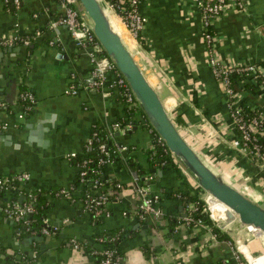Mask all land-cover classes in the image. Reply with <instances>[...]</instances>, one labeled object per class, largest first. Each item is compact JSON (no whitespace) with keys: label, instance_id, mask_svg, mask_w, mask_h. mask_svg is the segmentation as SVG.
<instances>
[{"label":"crops","instance_id":"0c3cea01","mask_svg":"<svg viewBox=\"0 0 264 264\" xmlns=\"http://www.w3.org/2000/svg\"><path fill=\"white\" fill-rule=\"evenodd\" d=\"M241 1L243 9L228 4L213 20L214 52L226 63L261 62L264 0ZM137 8L144 17L137 38L115 13L109 17L120 25L124 45L178 131L200 156L220 163L238 189L255 192L256 201L264 200V170L235 146L236 130L207 63L193 0H140ZM62 12L60 0H19L17 6L0 0V37L28 38L26 45L0 44V176L28 173L26 181L16 182L13 192L11 187L0 190V206L25 204L26 194L40 188L48 201L47 226L54 227L43 234L30 223V215L15 219L0 209V264H96L92 247H103L94 239L98 231H106L121 252L120 264H236L233 242L238 238L245 242V250L238 254L247 264L245 255L252 259L253 249L261 251L256 258L264 262V236L236 217L224 221L223 228L217 226L229 240L214 237L208 225L183 223L193 204L177 193L193 186L190 179L185 173L177 174L171 164L151 165L146 152L150 131L129 119L125 122L130 127L124 124L106 136L115 145L116 155L101 171V189L112 198L103 204L98 224L89 220L80 199L51 194L75 185L78 168L67 154L80 152L92 131L109 130L124 106L109 87L113 79L109 73L102 86H90L87 51L77 45L65 25H52ZM20 83L33 95L29 111L17 100ZM71 83L75 92L65 93ZM252 84L249 76L232 78L239 98L264 113V95ZM136 184L156 197L159 216L135 217ZM212 206L226 208L218 201ZM39 233L42 246L31 237ZM70 236L79 240V249L70 248Z\"/></svg>","mask_w":264,"mask_h":264},{"label":"built area","instance_id":"2783aa9c","mask_svg":"<svg viewBox=\"0 0 264 264\" xmlns=\"http://www.w3.org/2000/svg\"><path fill=\"white\" fill-rule=\"evenodd\" d=\"M9 1H11L13 6H17L19 4V0ZM139 1L140 0H116L115 2H112L110 0H100L108 16L115 13L128 29L130 35L133 38H137L139 36V31L141 30L144 23V17L139 13L137 8ZM193 3L198 10L201 19V35L205 42L208 66L210 67L212 75L221 87L225 96V103L227 105L230 123L239 133V139L238 142L236 139L235 146L238 151L243 154L250 153L251 157L255 159L254 163L259 168L264 170V148L256 142V133L259 135H264V121H262L264 118V113L260 111L257 115H253L249 118H246L242 115L241 103L243 101L241 98H239V93L234 90L232 80L229 77L230 74L249 76V80L257 84L260 93L264 95V59L261 62H224L215 55L213 47L215 36L210 29L213 20L225 12L228 4H231L236 10H241L243 9V3L241 0H193ZM60 4L63 9L62 15H60L56 20H53L52 25H65L77 45L83 47L87 51L89 59L92 63V79L89 82L90 86L94 88L102 86V84L106 81L107 73L112 71L115 73V75L113 76V79L110 80L109 87L113 88L119 97H122L123 104L126 105V107H135L137 103L132 92L130 91L124 78L115 69L110 59L105 53L102 52L103 50L94 37L88 20L82 17L77 11L73 5V0H60ZM14 43L26 45L28 43V38L18 35L0 37V44L12 45ZM75 90V85L71 83L64 89V92L73 93ZM22 96L26 97L30 103L33 102V95L30 91L27 90L23 92ZM30 103L23 106L24 111L30 108ZM139 120V123H142L145 127H147L151 133L152 127L148 126L150 124L148 123L145 116L141 113L139 114ZM125 124L126 127H130L129 123ZM123 127L124 126L120 125L119 122L113 121L110 129L106 131L105 135H110L112 130ZM95 135L96 130L92 131L91 135L86 140L84 145L85 147L88 143H90L91 137H95ZM158 139L162 140L159 136ZM151 147L152 143L149 149H151ZM98 150L101 154L96 159L97 164L103 165L104 163L112 161V153H114V149H108L105 141H100L98 143ZM74 154L75 152H69L67 156H73ZM87 162V159H83L78 164L77 174L79 181H83L85 175L87 174ZM180 168L183 173H185L186 177L190 179L192 185L197 186L191 177L185 172V170L181 166ZM221 172L226 173L224 170ZM222 175L224 176V174ZM27 178L28 173L26 171L16 172L9 176H0V190L3 188L12 187V183L24 182L27 180ZM90 182L93 189L83 193L82 209L85 212L88 211L96 216L101 213L103 204L108 202L111 198L108 192L100 188L103 184V179L94 177L90 180ZM116 185L119 184L117 183ZM134 188L139 197L138 202L135 204L132 210L135 217L143 219L146 216H159L161 214V209L157 205L156 197L148 195L146 190L141 185L136 184ZM57 193H64L65 195H68V192L65 188L60 189ZM206 195L208 194L200 189V197L205 204L204 209L207 210L209 219L211 222L213 221L216 226L223 228L224 217H221L222 211H219V213L216 212L214 214L213 206H211L206 200ZM0 209L15 219L22 218L32 211L30 204L15 203H12L6 207L0 206ZM191 220V217L187 216L186 214L183 218V223L189 224V221ZM195 223L204 225L198 218L196 219ZM40 231L43 234H48L50 231H54V227L50 228L47 226L45 217L42 219ZM68 244L71 249H79L82 246L79 240L74 236H70L68 238ZM91 252L100 255L97 264H120L118 256H114L111 248L102 247L99 250L92 249ZM233 257L236 264H243V260L238 252L235 251Z\"/></svg>","mask_w":264,"mask_h":264},{"label":"water","instance_id":"95a60500","mask_svg":"<svg viewBox=\"0 0 264 264\" xmlns=\"http://www.w3.org/2000/svg\"><path fill=\"white\" fill-rule=\"evenodd\" d=\"M73 5L81 16L88 20L102 50L124 78L148 123L177 163L201 190L226 207L225 219L237 216L241 223L258 229L264 236V205L226 181V177L212 169L182 137L157 92L142 73L119 33L111 25L100 0H73ZM31 237L38 239L42 246L40 233ZM30 254L31 251H28V255Z\"/></svg>","mask_w":264,"mask_h":264},{"label":"trees","instance_id":"16d2710c","mask_svg":"<svg viewBox=\"0 0 264 264\" xmlns=\"http://www.w3.org/2000/svg\"><path fill=\"white\" fill-rule=\"evenodd\" d=\"M112 2H115L116 0H110ZM142 42V39H140ZM104 53V51H102ZM92 66V63H91ZM112 77L115 75L114 72L109 71L108 72ZM107 73V74H108ZM235 74H230L229 77L232 80L233 76ZM257 84H252L249 85L251 88L255 87ZM258 87V86H257ZM29 91L28 87H26L24 84L20 83L18 84V92H17V100L23 107L25 104H29L30 101L24 96H22L23 92ZM259 90V89H258ZM118 99L123 103L122 97H118ZM241 113L244 117L249 118L252 117L253 115H257L258 112L261 111V109L257 106L251 107L246 105L244 102L241 103ZM32 105V102L30 103ZM124 105V104H123ZM32 106L28 110L31 109ZM143 114L139 106L136 104V106L132 107H126V105L123 106V110L120 116L115 118V121L119 122L120 125H124L126 120H131L133 123H137L140 121L139 120V114ZM144 115V114H143ZM264 121V118L262 119ZM151 127L150 125H148ZM236 130V129H235ZM106 129L105 130H96V135L95 137H91L90 143L87 144V146H83V149L80 152H75L73 156H69L72 158L74 164L78 168V164L83 160L87 159V174L85 175L83 181H79L78 179V174L76 173V181L75 185L73 188H65L68 192V195H65L64 193H57L59 190L57 189L56 191H53L51 194L53 195H64L67 196V198H78L80 199L81 207L82 206V198H83V193L86 191H89L90 189H93L91 187V182L90 180L94 177H97L98 179H102L101 177V171L103 168L102 164H97L96 159L98 156H100V152L98 150V143L100 141H105V144L108 149H114L115 145L111 144L106 138ZM151 143L152 147L151 149L147 150V158L148 162L152 164H158V165H165V164H171L173 166L174 171L178 174H182V170L180 166L178 165L177 161L173 158L169 150L166 148L165 144L162 142V140L158 139L157 133L154 131V129H151ZM91 135V134H90ZM236 135H237V142L239 139V133L236 130ZM256 142L261 145V147L264 148V135H259L256 133ZM116 154L112 153V159H114V156ZM244 155L248 156L252 162H254V158L251 157L250 153H245ZM184 174V173H183ZM182 174V175H183ZM181 175V176H182ZM185 175V174H184ZM183 175V176H184ZM186 177V176H185ZM187 178V177H186ZM16 183H12V189L11 191L17 187L15 185ZM101 188V187H100ZM75 195V196H74ZM110 198H112V195H109ZM177 196L184 200V202H190L193 204V208L189 209L187 212V216L191 217V221H189V224H194L196 219H200L201 222L205 226H209L212 233L214 236L218 239H224V240H229L228 236L226 233L222 230H220L216 225H214L211 220L208 217L207 210L204 209V202L200 197V189L198 187H193L190 186V188L185 191V192H180L177 193ZM24 203L25 204H30L32 207V211L30 212V223L36 225L37 229L40 228L42 225V219L45 217V212L46 208L48 206V201L46 199V194L42 189H38L35 191H31L28 195L26 194V197L24 198ZM89 215V220L93 222V224H98L99 221L101 220L99 215L94 216L92 213L88 212ZM110 236H107L106 231H98L96 234H94V239L97 241L100 245L104 247L111 248L113 251L114 256H118V259L120 260L122 255L121 252L118 250V248L113 245L111 239L109 238ZM101 238V239H100ZM92 249L99 250V248H94ZM93 255L96 257V264L98 261V258L100 257L99 254L93 253ZM243 260V259H242ZM243 264H247L243 260Z\"/></svg>","mask_w":264,"mask_h":264},{"label":"rangeland","instance_id":"374dc122","mask_svg":"<svg viewBox=\"0 0 264 264\" xmlns=\"http://www.w3.org/2000/svg\"><path fill=\"white\" fill-rule=\"evenodd\" d=\"M113 18V17H112ZM114 20H115V22L118 24V22L116 21V19L115 18H113ZM118 26L120 27V25L118 24ZM120 29H121V27H120ZM133 51V50H132ZM141 126H143V124L142 123H139ZM144 127V126H143ZM202 158H203V156H201ZM209 165H211L213 168H214V170L216 171V172H218V173H220V174H224V176L232 183V181L230 180V176H231V174H228L226 171H225V169L220 165V163H214V162H209V160L207 159V158H203ZM222 170H224L226 173H222L221 171ZM233 178V177H232ZM234 184V183H233ZM236 186V185H235ZM248 186V185H247ZM238 188V187H237ZM250 187L248 186L247 187V189H249ZM246 189V188H245ZM247 192L251 195V196H253L254 198H255V196H254V194L252 193V192H249L248 190H247ZM203 193V192H202ZM216 202H217V200H215ZM258 203H260V204H262V205H264V200L262 199L261 201H257ZM219 211H222V215H221V217H224V221H226L227 219H225V211H226V208H224V207H222V208H218L217 210H215L213 213L215 214L216 212H218L219 213ZM237 218V216H230V217H228V220L229 219H232V218ZM227 220V221H228ZM254 230H256V232H257V234H260V235H262L261 234V232L258 230V229H256V228H254V227H252ZM245 244V242L243 241V240H241V239H236V241L235 242H233V247H234V250L236 251V252H238V253H242V248L240 247V246H242L243 247V245ZM260 250L259 249H253L252 250V252H251V256L253 257H257L258 256V254H260ZM233 254H234V252H233ZM257 259H259V258H257ZM258 261H260V262H262L263 264H264V262L261 260V259H259Z\"/></svg>","mask_w":264,"mask_h":264},{"label":"bare ground","instance_id":"6f19581e","mask_svg":"<svg viewBox=\"0 0 264 264\" xmlns=\"http://www.w3.org/2000/svg\"><path fill=\"white\" fill-rule=\"evenodd\" d=\"M109 20H110V23H111V25L113 26V28L119 33V31H120V27L118 26V24L115 22V20L112 18V16H110L109 17ZM207 163V162H206ZM208 164V163H207ZM209 165V164H208ZM212 169H214L211 165H209ZM226 181H228L229 183H231L227 178H226ZM232 185H234L233 183H231ZM235 186V185H234ZM236 187V186H235ZM237 188V187H236ZM240 190V189H239ZM241 191V190H240ZM249 192H252L253 194H254V196L256 197V195L257 194H255V192H253V191H250V190H248ZM241 192H243V191H241ZM244 194H246V195H248L250 198H252V199H254L255 200V198L253 197V196H251L247 191H244L243 192ZM206 200L208 201V203L212 206V204H213V202H215V198L214 197H212L211 195H206ZM219 202V201H218ZM223 205V204H222ZM224 206V205H223ZM218 208H220V207H215V206H213V212L215 211V210H217ZM251 229L255 232V233H257L256 232V230H254L252 227H251ZM242 249H244V247H242V246H240ZM245 250V249H244ZM246 252V251H245ZM245 256H247V259H248V261L250 262V264H256V263H254L253 261H252V259H255V260H259V259H257V258H255L254 256L252 257V259H251V257L249 256V254H247L246 253V255ZM258 263L259 264H263L262 262H260V261H258Z\"/></svg>","mask_w":264,"mask_h":264}]
</instances>
